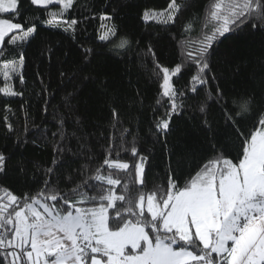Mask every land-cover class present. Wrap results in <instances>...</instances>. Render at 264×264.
I'll use <instances>...</instances> for the list:
<instances>
[{
	"label": "snow or ice",
	"instance_id": "1",
	"mask_svg": "<svg viewBox=\"0 0 264 264\" xmlns=\"http://www.w3.org/2000/svg\"><path fill=\"white\" fill-rule=\"evenodd\" d=\"M76 2L30 0L31 5L44 9L55 6V10L47 11L46 21H42L47 27L63 26L64 32L73 33L78 21L66 17ZM19 4L20 0H0V14H7L6 18H0V48H4L7 38V44L15 49L11 60L0 65L3 79L0 93L4 97L23 96L12 82L18 78L21 84L25 83L24 45L38 35L35 23L26 27L17 22ZM185 7L187 4L181 0H170L164 12L145 11L143 19L168 24L175 22ZM101 19L110 21L112 17L102 16ZM192 24L190 20L184 28L188 39L178 42L180 63L164 66L151 44L144 52L151 58L149 79L154 78L160 89L156 105L165 110L161 117L158 108H153L156 115L149 131L157 139L164 137L167 148L172 118L183 112L184 97L190 92L193 95L189 99H196L203 93L196 110L202 117V130L212 136L208 149L212 154L204 159L194 175L190 174L183 186L178 185L175 169L170 164L166 187L147 195L141 188H130V184L146 183L149 160L139 151L137 136L123 126L119 105L142 107L143 98L138 90L135 97L128 96L124 100L112 95L110 127L114 134L104 149L102 163L90 174L89 165L85 163L80 170V183L72 181L75 186L63 192L49 177L56 165L60 168L55 171L66 166L67 162L61 163L60 158L66 151H72L67 142L73 138L78 143L81 140L75 130L69 133L65 127L66 120L74 116L70 103L73 93H69L64 97L68 115L56 117L58 129L52 136L53 151L57 155L53 159L54 167L45 170L43 186L23 198L7 189L5 195L0 196V264H264V110L252 116L253 96L229 102L228 94L219 83L215 89L207 87L217 80L215 75H210L215 46L244 26L264 30V0H212L194 39ZM102 27L105 30L101 41H111L112 47L120 50L130 49L132 42L127 37L112 39L117 37L114 24ZM48 52L51 53V48ZM93 54V49H83V66L90 62ZM3 55L0 51V56ZM83 66L72 76L79 75ZM185 68L190 69V79L185 88L178 89L173 77L183 78ZM65 76L61 71L62 80ZM41 84L47 112V96L51 94L42 79ZM211 108L220 113L215 126L208 119ZM25 116L27 132V112ZM249 119L255 123L245 130L243 125ZM74 124L79 125L78 116ZM7 128L13 131L10 123ZM37 135L46 138L47 129H40ZM128 136H132L131 142ZM83 148L84 144H80L74 154L80 155ZM127 151L135 158L131 163L119 158L121 152ZM8 159L0 152V173L7 171ZM121 185L122 191L118 194L116 189Z\"/></svg>",
	"mask_w": 264,
	"mask_h": 264
},
{
	"label": "trees",
	"instance_id": "2",
	"mask_svg": "<svg viewBox=\"0 0 264 264\" xmlns=\"http://www.w3.org/2000/svg\"><path fill=\"white\" fill-rule=\"evenodd\" d=\"M181 2L186 3L187 7L182 9L175 22L163 24L154 20L145 21L143 15L145 11L164 12L170 0H77L66 17L78 21L73 33L64 32L63 26L53 28L42 23L47 19V11L55 10V6L44 9L31 5L30 0H20L17 22L26 27L35 23L38 35L24 45L25 83L21 84L18 78L12 82L14 89L23 92V96L4 97L0 93V152L9 157L7 171L0 173V196H4L7 189L23 198L26 193L33 195L43 186L45 170L54 167L53 159L57 155L53 151L52 136L58 129L56 117L68 115L64 97L69 93H73L70 103L74 116L66 120L65 127L69 133L75 130L81 140L78 143L73 138L67 142V147L72 151H66L60 158L61 163L67 162L66 166L55 171L60 168L59 164L56 165L49 177L50 182L63 192H69L75 186L72 181L80 183V170L85 163L89 165L90 174L103 161L104 149L108 146L109 137L114 134L110 127V97L117 95L124 100L128 96L135 97L137 90L143 98V106L133 105L130 108L127 103H121L119 111L123 126L137 136L136 145L142 154L148 156L149 162L146 165V183L130 184V188H141L147 195L166 187L170 164L175 169L179 186H183L190 174H195L198 166L212 154L208 152L212 136L207 130H202V117L196 110L203 93L196 99H189L193 95L190 92L184 97L183 112L172 118V131L166 138L167 148L164 137L157 139L149 131L156 115L153 108H158L161 117L165 115V110L156 105L160 89L154 78L149 79L151 58L145 56L144 52L151 44L164 66L172 67L180 63L178 42L188 39L184 35L185 25L193 21L191 36L194 39L200 32L212 0ZM102 16H111L112 19L103 20ZM6 17L7 14H0V18ZM111 24L117 28V37L112 39L127 37L132 42L130 49L120 50L112 47L111 41L100 40L105 30L102 25ZM49 48L51 53L48 52ZM85 48L93 49L94 54L90 62L83 66L81 55ZM0 51L4 52L0 56L2 65L11 60L15 49L7 44L6 38L5 46ZM210 63L213 68L210 75H215L217 80L211 81L208 88L215 89L219 83L228 94L229 102L234 98L253 96L255 104L252 116L264 110V30L244 26L242 30L229 34V39L215 46ZM82 66L83 71L72 76ZM61 71L66 73L63 80ZM37 73L40 75L37 76ZM189 73L190 69L185 68L183 78L173 77L176 88L188 85ZM41 79L51 94L47 96V112L44 111ZM130 83L132 87H129ZM2 86L3 79L0 77ZM25 112L28 113L27 132ZM77 116L79 125L74 124ZM219 117L220 113L215 108L209 110L208 119L214 126ZM9 123L12 132L8 131ZM254 123L249 119L243 127L250 129ZM42 128L47 129L44 139L37 135ZM115 135L118 137L119 132L116 131ZM127 140L131 142L132 136H128ZM80 144H84V148L80 155H76L74 153ZM130 146L131 143L128 144ZM113 158H116L114 154ZM119 158L129 163L135 159L130 151L121 152ZM116 191L121 193L122 185Z\"/></svg>",
	"mask_w": 264,
	"mask_h": 264
},
{
	"label": "rangeland",
	"instance_id": "3",
	"mask_svg": "<svg viewBox=\"0 0 264 264\" xmlns=\"http://www.w3.org/2000/svg\"><path fill=\"white\" fill-rule=\"evenodd\" d=\"M49 7H54V6H49ZM154 12H156L155 10H153ZM153 11H149V12H153ZM160 13V12H159ZM148 21H153V20H148ZM156 21V20H154ZM157 22V21H156Z\"/></svg>",
	"mask_w": 264,
	"mask_h": 264
}]
</instances>
